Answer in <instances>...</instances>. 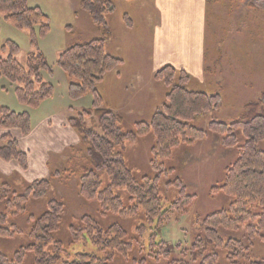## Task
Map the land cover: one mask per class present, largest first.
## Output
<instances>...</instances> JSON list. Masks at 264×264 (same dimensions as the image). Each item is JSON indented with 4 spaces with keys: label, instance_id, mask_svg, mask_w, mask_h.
Instances as JSON below:
<instances>
[{
    "label": "trees",
    "instance_id": "16d2710c",
    "mask_svg": "<svg viewBox=\"0 0 264 264\" xmlns=\"http://www.w3.org/2000/svg\"><path fill=\"white\" fill-rule=\"evenodd\" d=\"M80 8L98 36L70 46L57 64L67 77L69 98L79 101L92 96V102L69 120L81 147L70 149L68 168L54 178L78 177L80 197L87 204L97 202L101 218L117 216L128 221L130 229L119 222L105 226L85 215L69 226L67 245L59 237L67 207L64 199L51 196L52 178L26 184V192L18 194L0 176V203L4 206L0 237L24 234L29 239L10 255L0 251V264H24L28 255L34 264H116L119 259L131 260L134 253L143 255L135 264L162 259L168 264H264V257L255 254L257 244L264 242V91L230 121L214 119L204 129L194 122L221 111L225 98L221 85L208 92L184 69L167 64L153 77L166 91L164 102L148 119L125 130L126 116L107 105L100 89L107 76L124 63L110 52L114 34L109 18L118 10L116 0H82ZM249 8L264 13V0H253ZM0 14L18 29L27 30L31 46L37 48L23 65L16 58L20 47L9 41L5 56H0V80H8L20 104L39 109L56 92V86L43 75H52L53 69L38 48L40 39L50 31V19L40 8H31L28 0H0ZM125 20L132 25L128 14ZM0 130H17L28 136L32 131L30 113L0 104ZM151 135V164L156 174L137 178L127 145ZM212 136L220 139L222 149L236 150V159L225 168L222 185L212 187L210 194L223 193L232 201L205 217L190 216L196 196L188 193L181 178L166 180L176 171L171 165L176 150L196 146ZM0 160L28 170V154L11 132L0 137ZM165 188L180 190L170 206ZM32 200L42 201L45 210L31 213ZM21 216L27 217L29 232L10 224L12 218ZM181 218L191 220L194 232L190 240L185 245L167 243L162 229ZM77 245L82 249L73 248Z\"/></svg>",
    "mask_w": 264,
    "mask_h": 264
},
{
    "label": "rangeland",
    "instance_id": "374dc122",
    "mask_svg": "<svg viewBox=\"0 0 264 264\" xmlns=\"http://www.w3.org/2000/svg\"><path fill=\"white\" fill-rule=\"evenodd\" d=\"M81 1L28 0L31 8H40L50 19V31L48 35L40 39L38 48L46 56L53 69V74L44 73V78L56 86L57 93L60 95L63 94L64 88L66 90V82L64 84L63 81L67 79L57 64L60 55L73 44L98 36L89 17L80 8ZM252 1H203L200 20L195 19L194 24H189V27L194 28L190 33L198 36L199 57L197 56V58L201 65L198 72H192V74L193 68L188 64L196 59V53L191 57L187 56L189 54L187 51L192 50V46L189 42H180L182 36L178 33L182 29V24L185 23L187 28L186 23L192 19V13L188 6L183 14L175 6L177 0H116L118 10L109 18L114 34L110 52L124 60L121 71L125 78L139 72L143 79L135 84L120 80L124 90L123 96L120 95L117 98L109 93L113 87L106 90L102 88L104 83L100 89L107 105L112 110L122 114L126 113L123 126L125 130H130L135 123L148 119L152 113L151 109L159 106L165 100L166 91L161 85L154 84V74L150 75L151 67H155L153 57L159 48V42H162L168 52L174 54L176 58L184 57L181 59L182 67L176 65L174 67L184 69L208 92L219 89L218 86L221 85L225 95L222 102L223 108L219 113L212 112L205 118H198L194 122L197 126L207 129L211 120L230 121L240 113L245 104L255 100L264 91V13L251 10L249 5ZM126 14L132 20V25L125 20ZM164 25L166 32H162V28H160ZM9 41L20 47L16 58L23 65L26 64L29 54L37 50L31 46L30 33L27 30L18 29L6 20L5 15L0 14L1 57L4 54L3 51H7L6 45ZM4 86L7 89H4ZM67 97L69 98L68 90ZM72 102L69 115L64 112L68 118L76 116L84 108H89L92 96ZM0 104L17 112H29L33 120L36 116H40V113L32 115L31 111L35 109L25 107L18 102L14 89L9 88L8 80L5 78L0 80ZM58 119L59 117L56 118V120ZM60 119L65 121L61 117ZM44 125L45 123L41 124L42 128ZM8 132H11L14 138H19L20 132L17 130H0V137ZM74 133L68 140L73 142L74 146H68L62 152L50 154L48 166H40L39 172L23 171L14 163L7 164L5 172L0 171V176L12 187L13 192L18 194L26 192V184L52 178L53 193L51 196L64 199L67 207L65 223L59 234L60 239L67 245L70 240L69 226L76 225L78 222L76 220L85 215L94 216L105 226L119 222L130 229V223L121 221L117 216L101 218L98 203L87 204L80 197L78 177L65 178L64 180L54 178L55 174H60L68 168L70 149L81 147L80 137L76 131ZM153 142L154 137L151 135L127 145L129 159H131L130 164L137 178L156 174L151 164ZM63 148L64 145L61 146V150ZM233 151L222 149L217 136L209 137L196 146H182L176 150V157L174 156V161H176L171 163L176 171L166 182L181 178L186 183L188 193L196 196L190 208V216L200 214L205 217L230 205L232 201L230 197L223 193L212 196L210 191L212 187L222 185L225 168L236 159V150ZM74 168L77 167L74 166ZM165 191L166 194L168 193L166 204L170 206L180 196V190L165 188ZM3 207V204L0 203V211ZM44 210L42 201H31V213L38 215ZM189 220V218H181L167 223L162 229V238L173 245L181 242L185 245V242L190 240L191 232H194L191 220ZM10 224L29 232L27 217L12 218ZM28 242L29 239L24 234L13 238L0 237V251L10 255ZM73 248L82 249L79 245ZM255 254L258 257H264V242L257 244ZM142 256L134 253L131 260L119 259L116 264H135V261L140 260ZM148 263L168 264V261L162 259L160 262L149 261ZM24 264H34L32 255L27 256Z\"/></svg>",
    "mask_w": 264,
    "mask_h": 264
},
{
    "label": "crops",
    "instance_id": "0c3cea01",
    "mask_svg": "<svg viewBox=\"0 0 264 264\" xmlns=\"http://www.w3.org/2000/svg\"><path fill=\"white\" fill-rule=\"evenodd\" d=\"M204 0H177L176 8H178L183 14L187 10V6L192 13V19L189 20L186 23L187 28L185 27V23L182 24V29L178 31V33L182 36V39L180 42H189V44L192 46V50H188L187 54L188 57H191L196 53V59L193 60L191 64H188L191 68H193L192 72H198L201 68V65L199 64V60L197 58L198 56V36L195 34H191L190 32L194 29L193 27H189V24H194V20L197 19L200 20V12H201V4ZM162 28V32H166L165 25ZM162 40V38H160ZM158 50L156 51L153 61L154 66L150 69V75H155V72L161 68V66L167 65L168 63L171 65H176L182 67V58H176L174 54H171L168 52V49L164 47L162 42H159L158 44ZM199 57V56H198ZM185 62V61H184ZM183 62V63H184ZM123 66V65H122ZM121 66V67H122ZM121 67L118 71L113 72L109 74L105 80V85L102 87L106 90H109L110 87H113L112 90H109L110 94H113L117 97L120 95L123 96V90L124 88L121 85L120 80L123 79V81L126 80L127 83H133L141 81L142 74L137 73L136 75L130 74L128 77L123 76V71H121ZM185 67V65H184ZM186 69L188 67L186 66ZM193 74V73H192ZM64 84L66 82V90L62 91L63 94L60 95L57 93V89L55 92V95L52 99L46 101L39 109H35L31 111V114H39L40 116H36L35 119H32V131L28 136H23L22 134L19 135V138H16L19 141L21 149L28 154V170L30 171H37L39 172V167L44 165L45 167L48 166L47 162L49 160L50 154H55L64 151L68 146H74L73 142H69V137L73 136L74 129L70 126L69 120L72 118H68V116H65V113L69 115L70 111V104H72V100L67 97V90H68V80L63 81ZM155 84V82H154ZM108 88H106V87ZM122 90V91H121ZM65 94V95H64ZM57 96V97H56ZM66 96V97H65ZM56 97V98H55ZM61 100H65L62 101ZM50 102L49 104H47ZM17 104V103H16ZM15 104V105H16ZM47 104V105H45ZM69 106V108H68ZM46 109L44 110V108ZM156 107V106H155ZM66 108L67 111H66ZM154 108L151 109L153 111ZM65 112V113H64ZM126 114V113H125ZM124 114V115H125ZM127 116V115H125ZM56 120V118H58ZM65 119L63 122L61 119ZM74 117V116H73ZM32 118V117H31ZM37 120V121H36ZM45 123L44 128H42L41 124ZM48 133V134H47ZM74 133V134H73ZM21 138V139H20ZM60 143V144H59ZM64 145V148L61 150V146ZM60 148V149H59ZM53 156V155H51ZM50 156V157H51ZM14 163L18 165L15 162H3L0 160V171H6L5 166L7 164ZM19 166V165H18ZM20 168V166H19Z\"/></svg>",
    "mask_w": 264,
    "mask_h": 264
}]
</instances>
